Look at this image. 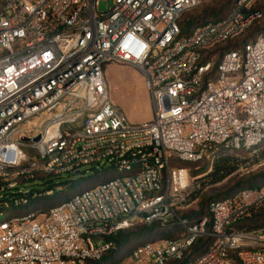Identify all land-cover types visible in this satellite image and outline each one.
Masks as SVG:
<instances>
[{"label":"built area","instance_id":"2783aa9c","mask_svg":"<svg viewBox=\"0 0 264 264\" xmlns=\"http://www.w3.org/2000/svg\"><path fill=\"white\" fill-rule=\"evenodd\" d=\"M262 1L237 0L225 19L186 35L179 22L199 0H0V264L100 261L119 251L120 231L153 224L183 233L136 246L124 264L181 261L205 236L212 246L186 264H234L230 252L264 264V228H242L264 211V183L211 203L207 231L206 218L179 216L199 181L172 166L264 144V33L220 54L263 17ZM101 2L112 6L102 12ZM112 65L142 72L151 120L134 125L114 105ZM84 167L116 177L30 211L69 183L26 194L24 183Z\"/></svg>","mask_w":264,"mask_h":264},{"label":"trees","instance_id":"16d2710c","mask_svg":"<svg viewBox=\"0 0 264 264\" xmlns=\"http://www.w3.org/2000/svg\"><path fill=\"white\" fill-rule=\"evenodd\" d=\"M237 0H219L214 5L204 7L196 16L187 15L186 21L180 20L179 25L186 35H190L197 27L209 22H218L227 17L232 11L231 7L235 6ZM231 10V11H230ZM257 10L263 17L255 21L242 35H246L245 39L238 41L240 38L227 41L220 48V54L227 52L239 51L241 52L244 46L256 40V38L264 33V0L260 2ZM183 16V17H185ZM182 17V18H183ZM181 18V19H182ZM261 146V145H260ZM260 146L257 148L259 149ZM255 155L264 160V148H260ZM252 150L241 149L233 154H226L221 149H211L210 157H204L198 162H184L174 160L173 167L185 168L191 172L192 177H197L206 174V184L210 186L220 185L230 177H232L244 164H246L252 157H250ZM92 178H86L84 175L78 179H69V186L65 191L56 192L51 197L40 198L36 200L29 207L32 212H43L54 208L61 203L71 199L76 194H80L89 190L101 183L108 182L116 177L110 170L105 169L102 172L94 170ZM82 171H79L81 173ZM83 174V173H81ZM264 183V171L255 175H248L238 183L230 187V191L211 197L208 201L200 203V209L197 211H180L179 216L187 218L191 223H196L198 219H207V231L211 230L212 220L209 213V205L213 202L222 201L234 194L243 190L259 189ZM196 193L191 196L190 202L196 200ZM245 230H259L264 228V211L259 212L252 219L243 224ZM183 230L179 227H174L169 230H163L158 224L153 225H139L128 230L120 231L115 237L114 241L119 247V251L106 254L100 261H88L86 264H121L126 260L131 251L138 245L146 243H154L161 240L176 239L180 237ZM142 242H141V241ZM213 244V239L205 236L198 238L190 247L188 252L184 255L181 261H174L169 264H186L195 258L205 253ZM229 257L233 259L234 264H241L236 257L235 252H230Z\"/></svg>","mask_w":264,"mask_h":264},{"label":"rangeland","instance_id":"374dc122","mask_svg":"<svg viewBox=\"0 0 264 264\" xmlns=\"http://www.w3.org/2000/svg\"><path fill=\"white\" fill-rule=\"evenodd\" d=\"M217 1L219 0H199L197 7L188 12L187 15L196 16V14H199L204 7L214 5ZM111 6V2H101L100 11L105 12ZM231 9L233 11L234 6L231 7ZM186 16L181 20L184 19V21H186ZM245 37L246 35H241L238 41L245 39ZM106 79L112 102L123 111L130 123L139 125L153 118L152 99L146 88L145 78L141 71L132 66L112 65L106 70ZM260 148H264V144H262ZM259 149L250 152V157H252L251 160L244 164L232 177L220 185H207L205 180L206 174L192 177L191 172L188 170L191 181L192 179L197 178L199 182L195 184L197 198L191 203L188 202L189 206L185 208V211L199 210L200 203L208 201L211 197L230 191V187L241 181L244 177L264 171V160L255 156L259 152ZM81 171L83 174L79 173L71 175L70 177H63L62 179H53L54 181L52 183L47 180L45 181V179H35L26 182L21 187L22 193L26 194L30 191L42 192L51 188V186L56 183L66 182L69 179H78L83 175L86 178H92L94 175V171L91 167H84ZM3 219V216L0 217V221ZM124 262H121V264H124Z\"/></svg>","mask_w":264,"mask_h":264}]
</instances>
